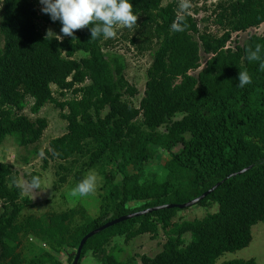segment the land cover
Segmentation results:
<instances>
[{"label": "trees", "instance_id": "16d2710c", "mask_svg": "<svg viewBox=\"0 0 264 264\" xmlns=\"http://www.w3.org/2000/svg\"><path fill=\"white\" fill-rule=\"evenodd\" d=\"M2 1L0 148L7 137L22 147L40 142L48 120L24 114L30 98L32 114L51 104L66 122V133L50 140L44 151L45 164L59 161L60 183L67 181L78 156L88 157L87 168L106 159L111 171L99 212L79 222L73 209L23 214L34 202L23 195L12 165L0 163V264H25L19 247L26 237L44 244L26 264H72L89 232L149 208L187 203L218 183L196 204H215V212L174 222L182 209L170 207L124 220L87 239L78 264H85L88 252L97 264H135L123 257L122 247L109 248L111 242L160 232L166 238L161 251L142 255L141 264H215L223 254L249 246L252 227L264 223V70L259 67L264 30L242 45L228 44L232 33L264 23V0L219 5L214 23L225 27L221 35L201 30L194 16L178 12L175 1L131 0L139 17L132 29L123 28V37L152 58L139 107L127 99L138 90L126 78L124 56L104 51L110 40L91 39L94 25L75 30L74 38L46 37L38 20L60 32L62 25L42 10L39 14L35 0ZM258 45L261 60L250 62L248 49ZM78 53L85 56L75 58ZM201 53L208 56L203 66ZM245 69L252 83L239 88L238 73ZM52 86L71 96L58 100ZM157 148L170 156L160 174L147 172ZM57 253L65 254L66 262ZM220 264L258 263L249 258Z\"/></svg>", "mask_w": 264, "mask_h": 264}, {"label": "rangeland", "instance_id": "374dc122", "mask_svg": "<svg viewBox=\"0 0 264 264\" xmlns=\"http://www.w3.org/2000/svg\"><path fill=\"white\" fill-rule=\"evenodd\" d=\"M38 4L39 14H41L40 0H35ZM175 1L179 13H188L197 19L199 28L204 30L207 28L210 32L221 35L225 31L220 25L214 22L216 15L220 12L219 5L227 4L234 0H163V5ZM2 0H0V14L2 12ZM38 24L42 32L47 35L48 31H52L63 38L60 30L51 24H45L38 20ZM264 30V23L257 28H251L247 32L232 33V38L228 44L234 48L236 45H242L244 41L252 34H261ZM123 27L117 28V36L110 40V45L104 49L105 52L118 53L124 56L126 61V78L130 84L134 85L138 94L133 98H128L136 107H139V102L143 97L145 83L147 80L146 72L151 63V54L149 51L139 52L131 45L124 37ZM50 36H55V34ZM58 38V37H57ZM61 38V39H62ZM85 56L84 53H78L75 58ZM201 64L204 65L208 56L201 53ZM198 71H193L191 74L196 75ZM55 98L63 100L71 96L70 93H65L61 96L59 90L52 86ZM27 106L24 109L30 119L34 120L37 117H44L48 120V126L45 129L43 136L36 145L22 147L14 137H7L0 148V163H8L12 165L14 171L18 174V184L23 188V195L29 197L34 202L33 207H27L23 210V214H33L42 216L51 212H61L66 210H74L76 212L75 219L79 222L85 219L96 216L99 212L102 196L108 189L106 175L110 173L111 166L105 159L96 167L87 168L88 157H75L72 161L70 175L65 183H60L59 176L56 174L59 161L47 159V164L44 163L46 157L44 151L48 148L50 140L59 137L66 133V122L59 116V110L53 105L47 104L38 114H32L30 111V98L26 100ZM181 115H177L176 119ZM141 122L142 120L139 119ZM164 131V127L161 128ZM178 147L174 149L177 151ZM155 159L149 164L147 172L162 173V167L170 158L167 151L157 148ZM69 165V163H68ZM145 172V173H147ZM79 174V175H78ZM89 175L96 176V187L93 192L87 196H81L75 191L77 184ZM79 176V177H78ZM33 177H38L40 186L34 189L31 186ZM130 206H136L131 203ZM217 205L211 204L207 206L193 205L178 212L174 222L183 220H193L202 218L208 213L215 212ZM253 239L249 246L236 252H227L223 254L215 264H220L225 260L230 259H249L254 258L258 264H264V223L260 222L252 227ZM189 238V236H186ZM165 236L160 232L156 237L150 234L140 235L129 242H125L122 238H115L110 247L120 246L123 248L122 253L124 258L134 260L135 264H141V256L147 255L153 257L161 251L165 242ZM44 244L36 239L30 240L29 237L23 238L19 247V252L25 264L35 258L40 248ZM61 261L66 262V255L63 253L55 254ZM85 264H97L98 259L88 252L82 260Z\"/></svg>", "mask_w": 264, "mask_h": 264}, {"label": "clouds", "instance_id": "9594fccd", "mask_svg": "<svg viewBox=\"0 0 264 264\" xmlns=\"http://www.w3.org/2000/svg\"><path fill=\"white\" fill-rule=\"evenodd\" d=\"M42 12L49 14L53 21H59L62 25L61 33L63 36L75 37L74 32L77 29L88 25L91 27V39L105 38L111 39L117 36V28L123 27L132 29L137 24L138 14L133 11L131 0H40ZM174 30L175 26H173ZM54 32L48 31L47 36ZM53 38L62 37L54 33ZM58 37V38H57ZM261 46L255 50L248 49V60H261ZM260 70H264V62L260 63ZM252 83V77L249 72L240 70L238 73L237 87L244 88ZM31 186L38 189L40 181L38 177H33ZM96 176L89 175L81 180L75 191L81 196H87L95 190Z\"/></svg>", "mask_w": 264, "mask_h": 264}, {"label": "water", "instance_id": "95a60500", "mask_svg": "<svg viewBox=\"0 0 264 264\" xmlns=\"http://www.w3.org/2000/svg\"><path fill=\"white\" fill-rule=\"evenodd\" d=\"M250 167L248 168H245L241 171L238 172V174H242L243 172L247 171ZM236 175V174H233V176ZM219 185L216 184L213 188H211L210 190H208L207 192L203 193L202 195H200L199 197L187 202V203H184V204H180V205H164V206H159V207H153V208H149V209H146V210H143V211H140V212H136V213H133V214H129V215H126V216H123V217H120V218H117L115 220H112L106 224H104L103 226L89 232L86 236H84L79 244V247L77 249V253H76V256L74 258V261L72 264H78V261L80 259V254H81V251H82V248L85 244V242L87 241V239H89L90 237H92L93 235L97 234L98 232L114 225V224H117L119 222H122L124 220H127V219H130L132 217H137V216H140V215H144L146 213H150L154 210H158V209H161V208H170V207H176V208H179V209H185V208H188V207H191L193 205H196L198 204L201 200H203L208 194H210L214 189H216V187Z\"/></svg>", "mask_w": 264, "mask_h": 264}]
</instances>
